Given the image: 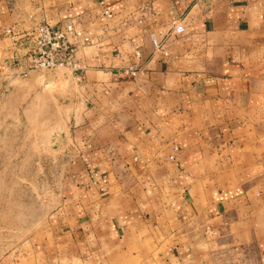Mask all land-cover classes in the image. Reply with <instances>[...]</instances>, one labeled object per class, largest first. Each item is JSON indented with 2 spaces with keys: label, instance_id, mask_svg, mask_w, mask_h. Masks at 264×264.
Segmentation results:
<instances>
[{
  "label": "crops",
  "instance_id": "crops-1",
  "mask_svg": "<svg viewBox=\"0 0 264 264\" xmlns=\"http://www.w3.org/2000/svg\"><path fill=\"white\" fill-rule=\"evenodd\" d=\"M146 1L153 15L123 25ZM101 8L116 14L105 25ZM40 21L76 22L89 37L76 53L83 107L66 123L71 154L44 226L0 264H88L104 252L264 264V0H0L5 55ZM178 21L184 31L154 50L150 34L162 39ZM9 26L17 35L1 38ZM131 65L134 76L123 72Z\"/></svg>",
  "mask_w": 264,
  "mask_h": 264
},
{
  "label": "rangeland",
  "instance_id": "rangeland-1",
  "mask_svg": "<svg viewBox=\"0 0 264 264\" xmlns=\"http://www.w3.org/2000/svg\"><path fill=\"white\" fill-rule=\"evenodd\" d=\"M65 22L68 21L57 24ZM4 28L1 38H12ZM2 47L0 205L11 204L15 209L9 214L0 210V253L24 246L44 226L41 217L53 204V192L62 186L65 163L71 154L64 140L66 123L71 112L83 107L84 98L82 70L36 69L26 76L15 75L21 70L17 64L24 61L23 45L16 46L21 52L14 49L6 55ZM57 75H74L76 79L70 84L57 83ZM40 203L44 209L35 207ZM107 254L104 252L106 256L102 258L99 254L88 264H146L143 259H117ZM147 262L152 264V260ZM76 264L85 261L78 260Z\"/></svg>",
  "mask_w": 264,
  "mask_h": 264
},
{
  "label": "built area",
  "instance_id": "built-area-1",
  "mask_svg": "<svg viewBox=\"0 0 264 264\" xmlns=\"http://www.w3.org/2000/svg\"><path fill=\"white\" fill-rule=\"evenodd\" d=\"M115 13L108 8H101L96 20L105 25L115 17ZM153 15L151 3L146 1L137 6L132 12L122 19V24L131 22L142 23L147 16ZM185 29L183 23L176 22L168 34L159 39L155 33L150 34L153 49L165 53L166 40L171 33H181ZM12 38L17 34L12 26L4 28ZM23 42V62L17 64L21 70L15 75L26 76L31 70L36 69H70L82 70V66L76 59V53L84 46L90 44V39L85 30L76 22H65L63 24L51 25L47 22H35L34 25L20 33ZM135 54L139 57L140 50ZM135 65L128 66L123 72L134 76L137 71ZM178 148L175 147L174 150ZM173 159L174 156H169ZM90 177L94 183L106 182L96 170H89Z\"/></svg>",
  "mask_w": 264,
  "mask_h": 264
}]
</instances>
